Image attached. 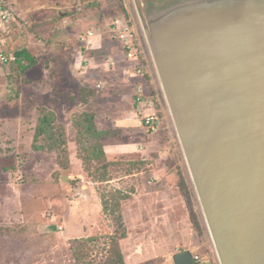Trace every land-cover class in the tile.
I'll use <instances>...</instances> for the list:
<instances>
[{"label": "rangeland", "instance_id": "1", "mask_svg": "<svg viewBox=\"0 0 264 264\" xmlns=\"http://www.w3.org/2000/svg\"><path fill=\"white\" fill-rule=\"evenodd\" d=\"M161 1L0 0L16 13L5 34L7 46L26 48L35 58L22 72L0 64V264H174L173 255L183 250L197 254L202 264H220L140 21L145 6ZM85 14L87 19L76 22ZM116 16L134 29L142 73L151 80L140 99V90L127 93L118 83L116 60L108 63L114 68L100 88L94 86L99 73L77 67L75 51L83 49L78 33L92 28L102 34L101 50L88 54L113 60L108 54L117 42L109 31L112 41L103 39L102 32ZM87 77L93 85L83 82ZM38 106L51 109L64 129L67 165L54 151L32 148ZM128 108L142 135L109 128L100 143H137L143 152L123 148L109 158L87 160L79 148L93 141L77 132L76 115L94 114L104 127L112 109ZM149 114L155 116L154 130L142 122ZM91 182L102 205L99 221L79 225L70 213L72 201ZM75 228L82 232L69 234Z\"/></svg>", "mask_w": 264, "mask_h": 264}, {"label": "water", "instance_id": "2", "mask_svg": "<svg viewBox=\"0 0 264 264\" xmlns=\"http://www.w3.org/2000/svg\"><path fill=\"white\" fill-rule=\"evenodd\" d=\"M140 21L220 264H264V0H163Z\"/></svg>", "mask_w": 264, "mask_h": 264}, {"label": "crops", "instance_id": "3", "mask_svg": "<svg viewBox=\"0 0 264 264\" xmlns=\"http://www.w3.org/2000/svg\"><path fill=\"white\" fill-rule=\"evenodd\" d=\"M87 14L83 15L82 17L78 18L76 22H83L84 19H87ZM66 22H71V20L68 21V18H65ZM89 22H91V27L94 26L95 23H93V20L91 19ZM84 33V32H82ZM82 33H78V37L79 35H81ZM105 40L110 39V34L108 33V30H106L105 32H102ZM102 35V34H101ZM109 36V38H108ZM94 40H96V46L92 47L90 49V51L92 52H97L99 50H101L100 48V44H101V40L102 37H97ZM117 42V41H116ZM79 47V46H78ZM83 49L77 48L76 49V55L79 56V62L77 67L78 68H83V70L81 71L82 73L85 70H92V72L95 73H99L101 75V78H95V83L93 82V80L90 79V77H87V79H83V82L89 83L90 85H93V83L96 85V83H103V80L106 79V77H108L106 74H108L109 72L113 71V68L110 69L108 63L109 62H105L102 61L101 59H99L96 55H93L92 52L88 54V50H89V46ZM96 50V51H95ZM108 56H110V59H113V61L116 60V62H118L119 64H117V68L119 69L120 75H119V79H118V83H120L123 86V89L125 92H136V90H140L141 95L140 96H146L147 92V88L149 87V84L151 82V80L149 81L148 78L142 73V74H138L135 72L133 66L135 64V62L133 61H129L125 58L123 51L121 50L118 42H117V47L112 50L109 51ZM84 60L89 61L88 64H84ZM147 67V66H146ZM91 72V73H92ZM86 78V77H85ZM85 80V81H84ZM117 83V82H116ZM94 85V86H95ZM96 87V86H95ZM98 92V90L96 91ZM99 96H106L105 94H100ZM142 97V98H143ZM105 98V97H104ZM119 102V103H118ZM117 104H122L123 101L118 100ZM125 103V102H124ZM110 104V103H109ZM112 104L114 105V107L116 108V106L118 107V105L113 101ZM111 105V104H110ZM114 114H117V117L114 116ZM109 117V121H111V123H103L104 127H99L100 129H109L111 131H115V127L120 129H125V130H132L133 132H137V134L139 133V135H142V133L144 132V129L142 127H139L138 123L139 120L136 119V114L135 112H133L130 108H128L127 112L123 111L120 112L119 110H115L112 109V114H108ZM99 126V125H98ZM139 146L137 145V143H129V144H113L112 147L103 145L104 151L106 153L107 158L110 157V154L112 152H122L121 150H124L123 148H130V150H137L139 152H143L142 150H139ZM149 179L146 180V183L148 184ZM91 184H93L89 191H85V189H83V197L82 196H78V197H74V200L72 201V204L74 205V208H71L70 204V213L73 217V219L75 220V222L79 225L80 223L83 222H90V223H97L99 221V215H100V208H101V202H100V197L98 195V192L95 188V185L93 182H91ZM87 188V185H82L81 188ZM78 193V191H77ZM78 195V194H77ZM69 205V203H68ZM72 205V206H73ZM78 225V226H79ZM89 228H91L90 226H88ZM77 232H82V228L77 229L75 228L74 231H70L69 234H75ZM68 234V233H67ZM67 236V235H66Z\"/></svg>", "mask_w": 264, "mask_h": 264}, {"label": "trees", "instance_id": "4", "mask_svg": "<svg viewBox=\"0 0 264 264\" xmlns=\"http://www.w3.org/2000/svg\"><path fill=\"white\" fill-rule=\"evenodd\" d=\"M92 29L95 30L94 28ZM107 40L112 41L111 38ZM95 45L96 40H92L89 43V50L95 47ZM13 52L16 56V60L7 65H16L19 72L26 70L35 63V58L26 48H17L14 49ZM73 124L80 135L92 139L93 141L89 146L79 148L80 151L83 150L87 152V160L97 161L104 158L106 159L107 156L103 145L100 143V138L105 136L108 130L99 128L94 119V114L80 113L76 115ZM32 148L54 151L58 161L59 159H63V162L66 165L68 164L64 129L57 124L55 113L45 106H38V116L34 127ZM81 159L83 162V157ZM117 264L120 263L117 262Z\"/></svg>", "mask_w": 264, "mask_h": 264}, {"label": "built area", "instance_id": "5", "mask_svg": "<svg viewBox=\"0 0 264 264\" xmlns=\"http://www.w3.org/2000/svg\"><path fill=\"white\" fill-rule=\"evenodd\" d=\"M15 11L13 8L7 4H0V64L7 65L16 60V56L13 52L14 49L7 46V38L5 34L7 33V28L11 21L15 18ZM108 31L110 32L113 40L117 41L124 56L127 60L135 62L133 68L136 73L142 74L143 64L140 57L138 56L137 50V37L134 29L128 24V21L124 16L114 17L109 25ZM97 37H102L101 32H96L93 29H88L85 33L79 35V41L82 43L81 47H88L89 43ZM89 61L84 60V64H88ZM108 62L114 63V61L109 60ZM96 88H100L101 84L96 83ZM140 99V97H139ZM142 122L145 126L151 130L155 129V116L152 114L144 115ZM139 150H142V146H139ZM150 182V181H148ZM194 264H202L201 258L192 253Z\"/></svg>", "mask_w": 264, "mask_h": 264}]
</instances>
